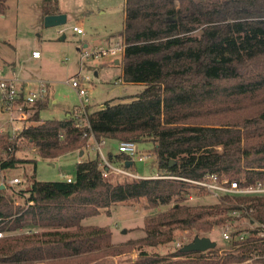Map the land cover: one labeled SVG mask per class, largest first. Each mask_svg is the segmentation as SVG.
<instances>
[{
	"label": "trees",
	"instance_id": "trees-1",
	"mask_svg": "<svg viewBox=\"0 0 264 264\" xmlns=\"http://www.w3.org/2000/svg\"><path fill=\"white\" fill-rule=\"evenodd\" d=\"M8 1L0 0V15ZM59 12V0H42L43 17ZM120 35L123 80L144 89L89 113L90 128L77 125L74 111L62 119H42L47 96L32 105L37 109L32 121L16 138L0 135L9 151L0 158V171L36 163L16 155L19 141L54 160L85 153L92 132L99 142L152 141L159 177L113 184L105 179L106 166L96 150V157L77 163L71 181L32 175L25 188L10 194L4 183L0 264L55 259L106 264L124 246L139 250L131 264H244L254 255L264 264V237L257 236L232 241L225 250L182 252L181 245L161 255L142 248L174 240L175 230L193 232L191 240L208 236L214 227L241 219L230 214L234 209L264 223V195L223 193L215 203L187 204L192 189L201 186L176 178L203 180L215 173L220 180L246 179L247 184L264 180V0H124ZM107 157L124 164L132 160L118 149ZM140 198L155 214L146 219L148 233L139 245H114L109 227L83 225L102 209L109 212L114 204Z\"/></svg>",
	"mask_w": 264,
	"mask_h": 264
},
{
	"label": "rangeland",
	"instance_id": "rangeland-1",
	"mask_svg": "<svg viewBox=\"0 0 264 264\" xmlns=\"http://www.w3.org/2000/svg\"><path fill=\"white\" fill-rule=\"evenodd\" d=\"M61 13L67 20L58 26H46L42 16V0H9L4 14L0 15V69L6 75L9 69L3 66L4 62H16V73L26 77L45 78L48 83V105L41 110L42 119H62L80 104L78 92L68 80L77 75H88L90 80L85 81L88 94V111L91 113L103 106L106 101L128 100L129 96L142 91L145 87L141 83L125 82L122 77V55L118 57H102L99 59L84 58L81 60V50L89 52L99 46H107L120 41L121 31L124 27V0H59ZM83 28L84 34L73 30V26ZM65 34L64 38L62 35ZM38 49L41 58L33 59L32 51ZM119 59V63H115ZM7 69V70H6ZM8 114L1 111L0 107V135L2 129L11 128ZM86 145L85 153L72 152L54 160H48L35 155L32 144L25 141L17 142L18 157L32 158L36 163L22 164L21 166L0 171L1 181L7 184L6 193L12 190L25 188L29 183V177L35 175L37 180L56 181L66 179V175L75 176L76 165L88 157L97 155L96 149ZM119 143V142H118ZM118 143L108 140L101 146L103 153L109 156V152L117 153ZM139 153L133 160L132 167L128 171L138 175L136 177L119 173L113 169L105 172V179L113 184L123 183L138 177L159 176L155 155L154 143L146 141L137 143ZM89 150V152H88ZM7 146L0 141V158L8 157ZM140 157L142 159H140ZM114 167H123L125 164L119 160H113ZM36 165V167H35ZM14 177L21 179L20 183L11 184ZM187 204H211L218 201L206 189L199 187L192 189L186 198ZM145 198L119 202L110 207L108 212L102 209L98 215L90 216L83 221L85 226H106L112 231L111 242L114 245H126L129 241H135L147 235L145 227L146 219L155 214L147 206ZM168 207V206H167ZM162 207L159 210H165ZM222 215V214H221ZM218 216H211L214 219ZM224 222L207 235L216 241V248L225 250L230 247V242L223 239L221 232ZM239 229L249 228V221H232ZM25 227L22 231H28ZM195 233V231H194ZM174 240L159 246H146L142 248L150 253L170 254L177 249V243L182 245L189 243L193 232L187 230H175ZM201 236V235H200ZM124 252L118 256L108 258L106 264H131L137 257L136 248L124 246ZM129 249V250H128ZM73 259L47 260L36 264H72ZM246 264V263H244Z\"/></svg>",
	"mask_w": 264,
	"mask_h": 264
},
{
	"label": "built area",
	"instance_id": "built-area-1",
	"mask_svg": "<svg viewBox=\"0 0 264 264\" xmlns=\"http://www.w3.org/2000/svg\"><path fill=\"white\" fill-rule=\"evenodd\" d=\"M73 30L79 34H84V30L82 27L78 25L73 26ZM124 43L117 41L115 43H111L107 46H99L95 50L89 52L87 49L81 50V60L84 58H102V57H118L123 54L124 51ZM33 58H40L41 52L39 50L32 51ZM90 78L88 75H81L79 72L77 75L71 77L68 82L69 84L76 89L79 95L80 104L75 108L76 114H79V122L78 126L81 124H85L90 128L89 123V111H88V94L87 88L85 87V81H89ZM48 83L49 81L43 78L30 79V80H22L18 77H8L3 75L2 71H0V107L1 111L8 114V119L11 122V128L2 129L1 132L6 131L9 135L10 139H14L17 135L23 130V128L27 127L32 121V117L36 112V108L32 105L44 100L48 96ZM27 104V106H26ZM89 147L92 149H96L101 153L102 164L106 166V171L108 169H113L119 173H124L128 175H132L134 177L138 176L132 174L128 171L126 166L123 167H114L112 161L103 153L101 146L104 141L99 142L93 136L91 132ZM119 152H124L133 160L135 156L139 153L137 143L133 141H121L118 145ZM140 159H142L140 157ZM159 177V176H154ZM193 184L199 185L206 189L211 195L214 197L220 198L223 193L228 194H249V195H264V180H257L252 184H247L246 179L229 181L228 179L220 180L219 176L215 173H209L203 180H192L182 177H176ZM73 179L72 176L66 175V180L71 181ZM2 182V181H1ZM21 179L18 177H14L11 180V184L20 183ZM3 183V182H2ZM234 217H240L247 219L249 221V228L247 229H239L236 225L229 221L223 226V230L221 235L223 239L227 242L232 241H243L248 237H264V223L254 222L250 216L241 217L240 211L234 209L231 213ZM249 214V213H248ZM250 215V214H249ZM240 219V220H241ZM233 221H237L233 220ZM3 236V233L0 232V237ZM182 243H177V246L180 247ZM256 255L248 258L244 263L246 264H257L255 259ZM228 264V263H221ZM233 264V263H231ZM241 264V263H235Z\"/></svg>",
	"mask_w": 264,
	"mask_h": 264
},
{
	"label": "water",
	"instance_id": "water-1",
	"mask_svg": "<svg viewBox=\"0 0 264 264\" xmlns=\"http://www.w3.org/2000/svg\"><path fill=\"white\" fill-rule=\"evenodd\" d=\"M67 20V17L64 13H56V14H47L44 16V23L46 26H58L64 24ZM64 34L62 38H64ZM115 63H119V59H115ZM132 164V160H129L125 163L127 168ZM4 183L1 182L0 177V189L4 188ZM217 246L216 241L211 239L209 236H198L196 235L192 241L184 244L181 247L182 252H190V251H206L210 248H215Z\"/></svg>",
	"mask_w": 264,
	"mask_h": 264
},
{
	"label": "crops",
	"instance_id": "crops-1",
	"mask_svg": "<svg viewBox=\"0 0 264 264\" xmlns=\"http://www.w3.org/2000/svg\"><path fill=\"white\" fill-rule=\"evenodd\" d=\"M59 8H60V5H59ZM61 12L62 11L60 8L59 13H61ZM35 50H38V49H35ZM33 59H39V58H33ZM3 66H5V68L9 69L6 73V76H8V77H18L19 79H22V80H30V79H37L38 78V77H26V76H22V75L17 74L16 73V66H17L16 62H4ZM0 71H2V73H3V69H0ZM43 79H45V78H43ZM145 177H149V176H145Z\"/></svg>",
	"mask_w": 264,
	"mask_h": 264
}]
</instances>
